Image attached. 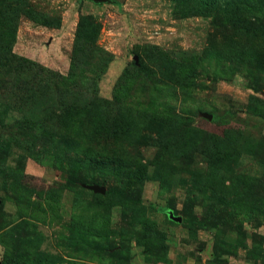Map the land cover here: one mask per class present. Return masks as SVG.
<instances>
[{
  "label": "rangeland",
  "instance_id": "obj_1",
  "mask_svg": "<svg viewBox=\"0 0 264 264\" xmlns=\"http://www.w3.org/2000/svg\"><path fill=\"white\" fill-rule=\"evenodd\" d=\"M90 36L91 91L34 94L82 110L0 127V264H264V0H0L36 65L0 67V110L26 116L14 77H67Z\"/></svg>",
  "mask_w": 264,
  "mask_h": 264
},
{
  "label": "trees",
  "instance_id": "obj_2",
  "mask_svg": "<svg viewBox=\"0 0 264 264\" xmlns=\"http://www.w3.org/2000/svg\"><path fill=\"white\" fill-rule=\"evenodd\" d=\"M95 26L96 25L93 23L91 28L93 29V27ZM82 28L83 27L80 26L79 24V30H81ZM80 39L83 40L84 43H79V45L77 43L72 56L70 73L67 77L52 72L51 70L50 71L48 70L47 72L49 73L46 75V77H43V79L49 81L50 86H45L44 84H42V81L39 83L27 81V77L25 73H23L21 80L18 77H14V81H18L15 82L17 93L13 95L12 93L9 92L7 93V97L9 95L8 99L10 100V98H12L13 96L14 100L19 99L23 103H27L29 101L27 107H29L30 110H28L27 108L25 110H22L23 112L26 113V116L20 115L19 113L20 111H17L16 109H10L8 105L3 106L2 111L0 110V127L2 128L3 131L4 130L6 131L4 132L7 134L8 140H11L13 133L9 131V128L13 126L14 122L17 123L18 126H20V124L22 123V125L29 127L30 131H33V129H36L35 127L36 125L39 126L38 121L44 123L45 119L49 120L50 116H53L55 121L60 120L59 124L61 125V123L63 124V120L68 118L70 111L77 109L70 117L73 118L74 114H78V110H82L75 107L73 102L71 101L68 105H63L62 106L63 108L61 110L58 109V112L51 106L50 112L45 114L43 112L44 109L46 108L45 101L50 102L49 98L47 97L41 98L40 96H38V94H36V96L34 95L36 92H41L43 90H47L48 92H52V91L56 92L57 90L60 91V93L62 94L61 98H63V100L65 99L66 101H68V99L71 100V97L75 96L73 94L75 93L80 94V90L82 88L86 92H90L91 89L96 85L98 79L97 72L99 71L98 66L105 65L106 61L104 59L105 56H107V54L97 46L96 36H92V37L90 36L88 40H86L84 37H81ZM87 43H89L90 45H88ZM87 48H89L91 52L90 54H88L87 57L83 58L82 56ZM0 56H4V57H0V67L4 68L9 73L12 72L20 73L19 68L26 67L27 69H30V66H36L35 63H32L29 60H24L17 57L16 55H13L11 48H9L8 45H4L2 43H0ZM102 59L104 60V62L102 61ZM84 60H89V61L92 60V61L91 63H88L89 61H84ZM80 61L81 62L84 61V65L81 66ZM92 62L95 64L94 68ZM80 71L82 72V74L83 72L91 73V75H94L95 78L91 79V77H85L80 73ZM47 81H45V83H49ZM37 89H39L40 91H37ZM95 100L96 99L94 98L88 103L85 102V107L89 106L90 108L95 110L97 108V104ZM17 109L21 110L20 108ZM98 120L99 119H97V121ZM97 121L93 124L92 128L88 126L83 130L89 129L90 131H92V129H95V126L98 125ZM0 136L3 137L1 133ZM33 137L35 141L37 140L41 141V145L43 148L42 150L43 153H45V151H47L45 150V147L47 146L46 143L50 142L52 139L50 141H47L40 137H37L35 134L33 135ZM57 149L58 148H56V150ZM54 156H56V154H54ZM106 193L107 195L124 197L123 192H121L120 190H107Z\"/></svg>",
  "mask_w": 264,
  "mask_h": 264
},
{
  "label": "water",
  "instance_id": "obj_3",
  "mask_svg": "<svg viewBox=\"0 0 264 264\" xmlns=\"http://www.w3.org/2000/svg\"><path fill=\"white\" fill-rule=\"evenodd\" d=\"M95 2H104L105 0H94ZM94 191H96L97 193H100L102 195H104L106 193V190L102 187H98V186H94L93 187Z\"/></svg>",
  "mask_w": 264,
  "mask_h": 264
}]
</instances>
